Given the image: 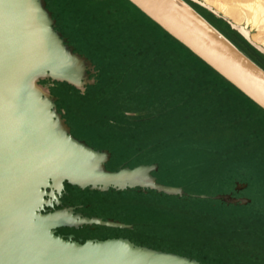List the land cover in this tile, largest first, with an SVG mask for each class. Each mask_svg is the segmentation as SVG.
<instances>
[{"label": "rangeland", "instance_id": "rangeland-1", "mask_svg": "<svg viewBox=\"0 0 264 264\" xmlns=\"http://www.w3.org/2000/svg\"><path fill=\"white\" fill-rule=\"evenodd\" d=\"M179 1L191 6L235 47L236 44L242 45L243 48L247 47L264 58V47L262 50L252 45L230 23L248 24L247 30L250 35H259L264 39V0H208L210 4H207L211 8L204 5V0ZM38 2L50 21L51 31L60 36L65 50L78 57L83 64L81 95L76 90L55 91L59 97L57 102H54L56 113L63 116L65 124L69 127L68 132L83 137L76 139L91 147L93 151L111 152L118 162L127 161L131 166L138 163L156 165L157 179L169 184L173 189L180 190L181 192H177L176 195L187 199H184V202L177 201L173 206L167 203L159 218L146 216L148 217L145 218L146 222L153 225L149 228L150 232L147 236H132V239L149 247L151 251L162 250L163 253L179 254L199 264H264V244H259L256 241L259 238L249 233L247 226L242 223L241 217L248 215V211L243 207L248 205L247 199L250 195L244 185L245 182L231 180L235 178L233 177L235 175H231L234 170L221 172L222 175L219 176L215 172L211 173L212 175L208 174L212 176L213 181L212 184L211 181L206 183L203 180L206 178V172L200 169L199 156L194 154L192 156H197L196 164L190 165L188 161L190 154L187 153L188 149L184 144L186 140L181 137L170 139L166 130L144 131L135 119L125 116L127 111L137 112L136 104L128 106L115 97L107 99V89H112L117 84L124 71L121 69L116 49L112 47L115 41L113 32L108 35L106 30L108 21L111 23L109 12L110 10L117 12L119 2L117 0H38ZM221 5L234 15L232 19L215 8ZM181 9L185 11L182 7ZM253 15L257 20V27L250 24ZM237 48L246 55L243 49ZM263 58L258 56L260 63L253 61L254 59L252 61L264 70ZM103 59L110 61L111 70L116 74L112 77L113 82L110 86L104 85L107 70H101L100 61L103 62ZM139 73L140 70H128L125 81L129 79L135 82L140 78ZM38 79L40 80V77ZM120 88H124L123 84L115 89L116 95L122 91ZM49 111L53 113L52 108H49ZM165 129H168V126L165 125ZM86 156L83 159L87 158ZM240 158L242 162L243 157ZM243 173L246 172L236 171V174ZM216 176L219 178L218 184L215 183ZM196 198L205 201L194 200ZM235 209L240 210L241 219L235 218V213H232ZM45 212L47 208L40 211L41 214ZM129 219L142 220L135 215ZM84 232L74 238L82 242L88 239L103 241L111 235L100 231Z\"/></svg>", "mask_w": 264, "mask_h": 264}, {"label": "trees", "instance_id": "trees-1", "mask_svg": "<svg viewBox=\"0 0 264 264\" xmlns=\"http://www.w3.org/2000/svg\"><path fill=\"white\" fill-rule=\"evenodd\" d=\"M117 1L121 4L117 3V12L110 10L111 23L108 21L106 30L108 35L113 32L112 47L124 71L117 84L107 89V99L115 97L128 106L136 104L137 111L144 114L125 116L135 119L144 131L166 130L170 139L186 140L188 161L196 164L199 156L206 183L213 181L208 174L215 172L219 176L234 170L231 175L235 178L231 180L246 182L247 189L255 194L252 205L243 207L248 215L241 217L242 223L259 238V244H264V111L130 2ZM100 62L101 70H107L104 85L110 86L116 74L110 61ZM128 70H140V78L125 81ZM122 84L124 88L116 95L115 89ZM238 170L246 173L236 174ZM217 181L216 176V184Z\"/></svg>", "mask_w": 264, "mask_h": 264}, {"label": "water", "instance_id": "water-1", "mask_svg": "<svg viewBox=\"0 0 264 264\" xmlns=\"http://www.w3.org/2000/svg\"><path fill=\"white\" fill-rule=\"evenodd\" d=\"M127 1L264 111V72L246 57L191 24L171 0ZM13 55L10 16L6 0H0V264H199L121 239L78 242L54 233L52 214L34 209L47 176L40 172L67 160L48 151L44 160L35 161L39 150L32 132L8 94L6 69Z\"/></svg>", "mask_w": 264, "mask_h": 264}, {"label": "crops", "instance_id": "crops-1", "mask_svg": "<svg viewBox=\"0 0 264 264\" xmlns=\"http://www.w3.org/2000/svg\"><path fill=\"white\" fill-rule=\"evenodd\" d=\"M56 36L62 43L60 36L57 34ZM50 78L51 80H49ZM34 83L43 91L42 96L47 97L50 102L52 101L53 104L49 107L55 113L52 119L60 122L65 134L85 149L95 153L93 156H86L85 159L83 157L75 158L67 163L56 162L49 166L47 170L52 173L47 174L46 180L39 185L40 198L34 207L35 211L40 213L43 208H47V212L42 214H52L56 222L54 233L64 239L71 238L74 241L82 242L80 239H75L74 236H80L85 233L84 231H100L111 233L107 236L108 239H121L134 246L148 249L149 247L136 243L132 239V236H147V233L150 232L149 228L153 225L146 222L145 218H148L146 216L150 215L153 219L159 218L167 203L173 206L175 202H182V200L184 202L187 199L176 195L177 192H181L180 190L173 189L169 187V184L157 179L156 165L148 166L138 163L131 166L127 161L118 162L111 152L93 151L91 147H87L83 142L77 140L83 139V137L74 136L68 132L69 127L65 124L63 116L56 113L54 102H57L59 97L55 91L67 89L69 92H74L76 90L80 94L82 83L81 85L75 84L47 73L37 76ZM94 89L96 90V88ZM125 114L129 115L131 112H125ZM60 170L68 172L71 170L86 181L73 180L70 176L63 174L59 176ZM244 185L248 187L246 182ZM247 190L250 195L247 199L248 206H250L255 200V194H252L250 188ZM194 200L203 199L196 198ZM194 200L188 201L193 202ZM239 212V209L232 210L236 219L240 217ZM251 212L249 211V213ZM134 215L142 220L129 219ZM157 251L163 253L162 250ZM165 254L181 257L175 253L165 252Z\"/></svg>", "mask_w": 264, "mask_h": 264}, {"label": "bare ground", "instance_id": "bare-ground-1", "mask_svg": "<svg viewBox=\"0 0 264 264\" xmlns=\"http://www.w3.org/2000/svg\"><path fill=\"white\" fill-rule=\"evenodd\" d=\"M204 1V5L209 8L208 4L210 2L208 0ZM172 2L185 9L183 15L191 24L219 43L241 53L264 72L263 69L235 47L191 6L179 0H172ZM6 6L10 16V33L14 45V55L6 69V78L9 84L8 94L10 93L13 109L32 132V143L39 150V154L35 156V161L44 160L48 155V151L56 153V156L60 158L64 157L67 160L65 163L86 155L93 156L95 153L74 142L65 134L60 122L52 119L54 113L49 111L51 102L47 97L42 96L43 91L34 83L38 75L47 73L53 77L64 78L81 85L83 76L82 61L65 50L61 41L51 31L50 21L38 0H6ZM221 6L215 8L232 19L234 15ZM254 11L252 12L255 13ZM248 21L247 19V23ZM230 23L252 45L263 50L264 39L259 35H250L249 30H247L248 24L238 25ZM250 24L257 27L258 23L254 15L250 20ZM41 173L45 177L52 172L42 170ZM62 174L70 176L73 180L86 181L71 170L69 172L60 170L59 176ZM38 177L39 179L42 178L41 175ZM31 196L32 198L36 197L34 192Z\"/></svg>", "mask_w": 264, "mask_h": 264}, {"label": "flooded vegetation", "instance_id": "flooded-vegetation-1", "mask_svg": "<svg viewBox=\"0 0 264 264\" xmlns=\"http://www.w3.org/2000/svg\"><path fill=\"white\" fill-rule=\"evenodd\" d=\"M233 40H234V38H233ZM235 42V41H234ZM237 45V47H239L240 49H243V51L246 53V55H248L250 58H252V60L253 61H257L258 63H260L259 62V59H258V56L260 57V58H263L260 54H257V53H255V51H252V50H250L249 48H243L242 47V45H238V44H236ZM264 59V58H263ZM256 62V63H257ZM259 65V64H258ZM261 66V65H260ZM144 114V112L143 111H137V112H131V114H129L130 116H136V117H138V116H142Z\"/></svg>", "mask_w": 264, "mask_h": 264}]
</instances>
